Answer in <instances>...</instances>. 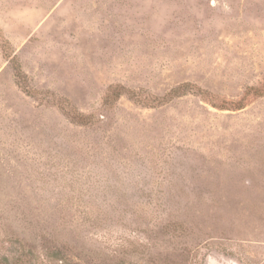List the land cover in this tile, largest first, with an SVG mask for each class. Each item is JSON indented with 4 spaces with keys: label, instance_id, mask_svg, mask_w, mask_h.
<instances>
[{
    "label": "rangeland",
    "instance_id": "1",
    "mask_svg": "<svg viewBox=\"0 0 264 264\" xmlns=\"http://www.w3.org/2000/svg\"><path fill=\"white\" fill-rule=\"evenodd\" d=\"M0 264H264V0H0Z\"/></svg>",
    "mask_w": 264,
    "mask_h": 264
},
{
    "label": "trees",
    "instance_id": "2",
    "mask_svg": "<svg viewBox=\"0 0 264 264\" xmlns=\"http://www.w3.org/2000/svg\"><path fill=\"white\" fill-rule=\"evenodd\" d=\"M72 117L81 121V122H86V119H87L86 115L79 114V113H74Z\"/></svg>",
    "mask_w": 264,
    "mask_h": 264
}]
</instances>
